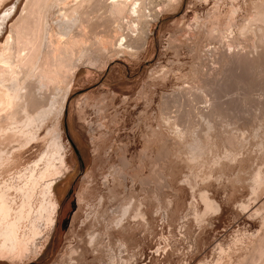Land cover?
I'll return each instance as SVG.
<instances>
[{
	"label": "rangeland",
	"instance_id": "obj_1",
	"mask_svg": "<svg viewBox=\"0 0 264 264\" xmlns=\"http://www.w3.org/2000/svg\"><path fill=\"white\" fill-rule=\"evenodd\" d=\"M25 2L0 8V44ZM58 8L49 26L74 31ZM165 8L137 53L87 41L60 113L0 120V187L27 215L0 264H264V0Z\"/></svg>",
	"mask_w": 264,
	"mask_h": 264
},
{
	"label": "bare ground",
	"instance_id": "obj_2",
	"mask_svg": "<svg viewBox=\"0 0 264 264\" xmlns=\"http://www.w3.org/2000/svg\"><path fill=\"white\" fill-rule=\"evenodd\" d=\"M5 1L0 0V8L5 6ZM65 1L26 0L16 22L10 27L9 35L3 44H0V120L15 119L13 117H20L22 120L23 113L30 116L44 111V117L54 116L57 111L60 113L63 107L56 108V111L54 104L49 107L50 96H54L52 87L71 71V57L81 50L87 41L89 43L90 39H98L102 44L113 45L120 51L137 53L147 46L151 23L165 7L178 0H69L73 4L70 8H66ZM57 6L60 7L57 17L62 22L64 19L75 18L74 31L55 32L52 26H49V12ZM10 13L6 12L0 17V32ZM125 19V24L120 23ZM123 25L127 29L126 32ZM40 85L45 87V91ZM70 88L71 86L68 91ZM51 92L53 93L50 94ZM68 93L64 95L62 102L66 101ZM28 119L30 121L32 117ZM32 123L27 126H33ZM52 186L47 188L51 195ZM8 189L0 187V239L4 250L19 255L24 253L26 242L19 239L18 228L21 220L27 215L26 210L13 211L7 194ZM205 201L207 206L212 205L207 199ZM51 203L54 206V214L56 203ZM46 221L50 227L54 217ZM42 249L43 244L37 249V253L35 252L36 256Z\"/></svg>",
	"mask_w": 264,
	"mask_h": 264
},
{
	"label": "flooded vegetation",
	"instance_id": "obj_3",
	"mask_svg": "<svg viewBox=\"0 0 264 264\" xmlns=\"http://www.w3.org/2000/svg\"><path fill=\"white\" fill-rule=\"evenodd\" d=\"M69 145H70V147H71V149H72V152H73V154H74V156H75V158H76V160H77V162H78L79 167L81 168L82 165H83V162H82V158H81V156H80V154H79V151L77 150L75 144H74L71 140H70V144H69ZM73 148H75L76 153L74 152ZM73 179H74V177H72L71 180H70V176H68V178H67V180H70V182H72ZM69 192H70V188H68V189L66 190V192H65V194H64V196H63V198L59 199V201H58V203H57V207H56V210H57V211H59V209H60V207L62 206L64 200L67 199V197H68V195H69Z\"/></svg>",
	"mask_w": 264,
	"mask_h": 264
},
{
	"label": "water",
	"instance_id": "obj_4",
	"mask_svg": "<svg viewBox=\"0 0 264 264\" xmlns=\"http://www.w3.org/2000/svg\"><path fill=\"white\" fill-rule=\"evenodd\" d=\"M65 138H66L67 142L70 144V138H69L67 135H65ZM73 150H74V152L76 153L75 148H73Z\"/></svg>",
	"mask_w": 264,
	"mask_h": 264
}]
</instances>
